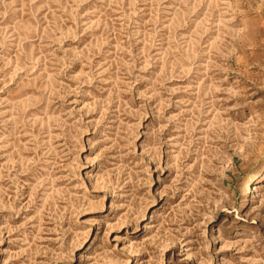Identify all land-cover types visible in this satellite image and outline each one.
<instances>
[{
  "label": "rangeland",
  "instance_id": "1",
  "mask_svg": "<svg viewBox=\"0 0 264 264\" xmlns=\"http://www.w3.org/2000/svg\"><path fill=\"white\" fill-rule=\"evenodd\" d=\"M0 264H264V0H0Z\"/></svg>",
  "mask_w": 264,
  "mask_h": 264
},
{
  "label": "bare ground",
  "instance_id": "2",
  "mask_svg": "<svg viewBox=\"0 0 264 264\" xmlns=\"http://www.w3.org/2000/svg\"><path fill=\"white\" fill-rule=\"evenodd\" d=\"M251 179H252V182L257 180V178H255V177H252ZM249 189H250V185L248 186L247 190H249Z\"/></svg>",
  "mask_w": 264,
  "mask_h": 264
}]
</instances>
